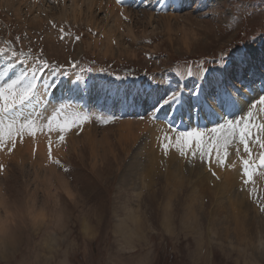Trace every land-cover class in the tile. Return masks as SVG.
I'll return each instance as SVG.
<instances>
[{"label": "rangeland", "instance_id": "obj_1", "mask_svg": "<svg viewBox=\"0 0 264 264\" xmlns=\"http://www.w3.org/2000/svg\"><path fill=\"white\" fill-rule=\"evenodd\" d=\"M8 1L0 0V47L19 37V48L24 51L30 48L34 55L43 49L49 61L67 64L69 58H73L80 62V68L93 67L92 61H95L96 70L83 75L92 84L90 93H85L87 107L97 113L111 110L119 114V109L112 108L113 103L122 101L126 91L135 92L151 76L171 81L174 86L177 77L173 69L186 71V58L210 59L231 44L242 47L244 42L250 43L246 38H250L253 32L259 35L264 22V0H243V5L237 0H216L220 8L230 10L231 15L217 14L218 9L214 7L201 12L194 5L176 11L171 7L165 9L162 6L164 0L161 3L149 0L148 4L130 0L129 3L134 4L130 7L135 17L127 22L121 19L124 32L113 30L118 41L113 46L105 32L112 21L107 20L104 7L90 14V23L85 18L77 20L79 16L71 14L70 22L65 24L64 19L69 13L61 14V5L57 7L54 0H43L46 13L39 7H33V13H29L26 6L31 5V0ZM15 6L19 7L21 16L16 15ZM204 13H212L215 19H202ZM36 14L40 19L35 18ZM49 19L57 23L56 29L47 24ZM61 25L66 32L64 40L59 39ZM128 26L132 27L134 35L127 30ZM89 28L100 35H92ZM210 28L213 31L210 32ZM76 35L81 36L80 41H75ZM101 68L104 71H99ZM117 76L122 79L117 80ZM61 94L58 89L57 95ZM63 95L68 96L66 91ZM67 99L71 102L79 100ZM125 121L132 122L131 133L138 134V129L143 132L136 142L125 140ZM90 126L80 136L71 135L67 149L55 153L73 169L70 176L56 165L45 166L46 160L40 163L38 157L16 155V158L13 155L7 158L9 156L4 153L0 154V162L8 169L7 176L0 178V188L6 189L2 195L8 202L7 208L0 207V224L7 226V234L0 233V264H99L118 260L117 240L133 232L142 237L135 246V255L145 264H221V261L223 264H264V256L258 255L254 249L239 245L232 237L224 239L210 227L207 218H210V210L218 196L214 185L219 183L221 187L222 183L215 181L206 166L199 162L198 166L197 163L195 166L186 163L184 172L190 189L195 183L200 185V175L209 173L200 192L201 198L196 203V207L200 204L202 207L199 211L196 208L195 219L183 215L181 208L184 204L181 200L188 192H185L184 178L168 214L164 215L163 203L169 193L158 191L160 184L157 181L139 199L125 196L122 201H117L109 193L102 208L97 210L95 203L83 194L79 181L104 175L110 176L114 185L131 149L139 144L140 151L145 153L150 148L147 143L151 142L155 148L157 140L150 141L149 134L145 137L144 124L131 116H125L114 126ZM158 132L157 128V135ZM40 139L42 142L43 138ZM157 150L158 157L149 171L161 162L160 159H168L173 164L185 162L177 154L163 157L158 147ZM231 158L236 160L234 154ZM195 167L205 170L200 174L189 170ZM232 170L238 173L237 167L218 170V175L223 178ZM255 179L257 188L264 189V177ZM143 183L142 180L141 189ZM244 194L241 195L246 199L243 206L250 204V212L261 224L264 218L257 215L255 206ZM36 206L46 209V219L38 224L27 215V209ZM58 217H62L59 222Z\"/></svg>", "mask_w": 264, "mask_h": 264}, {"label": "snow or ice", "instance_id": "obj_2", "mask_svg": "<svg viewBox=\"0 0 264 264\" xmlns=\"http://www.w3.org/2000/svg\"><path fill=\"white\" fill-rule=\"evenodd\" d=\"M161 2L157 0V3ZM237 2L243 5V0ZM54 3L57 7L64 4L65 12L69 13L64 19L65 24L70 22L71 14L77 9L83 12L97 7L95 0H79L78 3L73 0L71 4L67 0H54ZM103 3L101 0V6ZM115 3L122 6L125 0H115ZM142 3L148 4L149 0H142ZM194 5L197 11L214 7L218 9L217 14L231 15L230 10L221 9L216 0H168L163 7L182 11ZM119 16L126 22L130 20L123 10ZM210 17L215 19L212 13H204L201 18ZM47 24L57 28V23L51 19ZM119 31L124 32V29ZM89 32H92L91 28ZM59 33V39L64 40L63 25ZM92 35L100 34L92 32ZM19 39L8 40L0 47V153L11 157L30 141L31 156L35 159L39 140L43 138L45 166L56 165L70 176L73 169L55 153L67 149L71 135L80 136L93 124L114 126L125 116H131L148 128L159 129L155 139L163 157H170L175 152L187 164L202 163L215 181L221 183L222 177L217 170L238 167L239 190L246 193L257 215L264 218V189L257 188L255 179L264 177V22L259 35L253 32L246 38L250 43L244 42L242 47L231 44L210 59L186 58V71L173 69L177 77L174 86L171 81L151 76L135 92L126 91L124 99L112 105L113 109L120 110L119 114L111 110L97 113L82 103L63 102L67 98L83 100L85 93H90L92 84L83 73L95 71V61H92L93 67L87 68H80V62L73 58H69L67 64H59L49 61L43 49L35 55L30 48L22 50L17 46ZM74 39L80 41L81 36L76 35ZM111 44L116 46L117 39H111ZM116 79L122 78L117 76ZM58 89L62 93L59 96L56 94ZM65 91L67 97L63 95ZM233 154L236 160H232ZM159 168H166L163 160ZM7 174V166L0 162V178ZM152 175L153 172L147 170V155L137 144L126 157L114 185L111 177L104 175L91 180L82 178L79 182L83 194L100 210L109 193L117 201H122L125 196L142 197L150 186ZM142 180L144 187L141 189ZM4 191L6 189L0 188V207L7 208V197L2 195ZM239 207V203L234 205L237 212ZM45 213L46 209L40 206L27 209V215L36 224L46 219ZM60 220L62 217H58V222ZM0 233L7 234L5 224H0ZM141 238L137 232L121 237L116 249L119 259L99 264H145L135 255V246ZM259 251L264 254V238L260 241Z\"/></svg>", "mask_w": 264, "mask_h": 264}, {"label": "bare ground", "instance_id": "obj_3", "mask_svg": "<svg viewBox=\"0 0 264 264\" xmlns=\"http://www.w3.org/2000/svg\"><path fill=\"white\" fill-rule=\"evenodd\" d=\"M10 1L12 2V0H10ZM39 1H41V3ZM129 1L130 0H125V3L121 6V5H117L115 3V0H104L103 5L101 6V0H95V4L97 7L93 8L91 11L85 9L83 12H81L80 9H77L76 12L73 13L72 15L73 16H79L77 18V20L85 18L90 23L91 18H92L90 16V14H92L94 11H100V9H102V7H104L107 20L112 21L110 27L105 30L106 34L109 37V40H111V39L115 38L113 30L115 29V30L119 31V29L122 26H124V25H122L123 22L119 16V12L121 10H123L125 15L129 16L130 19H133L132 17L134 16L133 15L134 13H132V11H131L133 8L130 6L134 7V4H130L131 2L129 3ZM7 2H9V1L7 0ZM72 2H73V0H67V3H69V4H71ZM78 2H79V0H77V3ZM167 2H168V0H164L163 4L167 3ZM22 3L24 4L26 2L24 1ZM39 3H40V5H39ZM26 7L30 10L29 11L27 9L29 11V13H33L32 12L33 7H39L42 11H44L46 13L43 0H31V5H28ZM41 10H39V11H41ZM14 11L16 12V15L18 14V16L21 14L18 6L14 7ZM39 11L37 12V14L39 13ZM60 13L64 14V15L67 14V12H65V10H64V4H61ZM37 14L35 15V18L40 19ZM127 30L132 35H134V32H133L131 26H128ZM116 38H117V36H116ZM108 48H110L109 45H108ZM56 94H58V90H57ZM81 101L82 100H78L76 102H71L68 99H65L63 102L64 103H71V104H79V102H81ZM83 102L85 103V106H86L85 95L83 98ZM170 119H171V117H170ZM125 122H126L124 124L125 129H127V131H126L127 134L125 133V135H124V137L126 138L125 140L126 141L134 140L136 142L137 138L140 136V134L142 135L143 132L141 131V129H138V134L137 133L136 134L131 133L130 125L132 124V122L131 121H125ZM122 128H124V127H122ZM144 128H145L144 129L145 132H147L149 134L148 138H150L151 139L150 141H152L153 138H155L157 136V134H156L157 128H148L146 125H144ZM89 137L91 138L92 135L90 134ZM145 137H146V135H145ZM92 139H93V137H92ZM147 144H150V146H149L150 148L145 150V153L147 155V170H149L151 167V164L154 162L156 157H158V150H157V146L155 148H153L151 142L147 143ZM175 154L176 153L173 152L170 154V156L172 155L171 157H175L176 156ZM2 155H4V154H2ZM16 155H18V156L21 155V157H23L25 155L31 156V144L30 143L27 144L24 147V149L21 152H17L15 154V156ZM37 157L39 158L40 163L41 162L44 163V161L46 160V147H45V142H43V140H42V142L39 141ZM4 158H5V155H4ZM7 158H12V156L7 157ZM16 158H17V156H16ZM2 160H3V158H2ZM160 160H163V159H160ZM3 162H4V160H3ZM163 162H164L166 168H159L160 162L157 164V166L154 168L156 171L152 175L150 185L152 183L155 184V181H157L160 184V186L157 190L160 192L163 190L165 193H169V195L167 194V196H166L167 198L165 199V202L163 201L164 202L163 203L164 215L168 214V210L172 207L173 201L176 200L175 199L176 193H177L178 189L181 188L180 185L182 182V178H184L185 192L186 191H188V192H187L185 199L181 200L182 202L184 201V204L182 203L183 207H181V208L183 210V215H185L186 217H190L192 219H195L197 216L196 208L199 211L202 207V204H200L196 207V203L198 202V199L200 200V198H201L200 192H201V189L204 188L203 186H205V181H207L209 173L207 172L208 173L207 175H200V180L198 182V183H200V185L198 186L197 183H195L193 185L192 189H190L191 187L188 186L186 178L184 177L185 176L184 172L186 170V162H184L182 164H173L168 159L163 160ZM198 164L199 163H197L196 165L198 166ZM154 169L151 171L154 172ZM189 170L190 171H198V173L200 174L205 169L200 168V167H195L192 169L189 168ZM238 177H239V174L237 173V171L232 170V171L227 172L223 176V178H222L223 182H222L221 187H220L219 183L214 185L215 190H216V195L218 194V196H217L215 203L213 204L212 210H210V212H211L210 218H207V219L209 220L210 227L212 228V230H214L216 233H219V235L222 236L224 239H231L230 237H232L233 239H235L236 243H238L239 245L249 246L250 248H252V250L254 249V251H256L258 253V255L264 256V254H262L259 251L260 241L262 238H264V222H261V224H260L258 222L257 218L255 217V215H253L254 213L250 212V210H249L251 207L250 204L246 207L243 206V201H246V199L244 197H241V195H243L244 193L243 194L240 193L242 191L239 190V188H240L239 182L237 183ZM165 183H166V185H164ZM169 188H171L170 191H169ZM182 192H184V190ZM245 197H246V195H245ZM171 201H172V203L170 205ZM201 202H203V201H201ZM211 203H213V202L211 201ZM237 203H239V206H240L239 212H237L234 209V205H236ZM246 203H250V202L247 201ZM244 205H245V203H244ZM261 219H259V221ZM0 221H1V217H0ZM194 222H196V220H194ZM137 228H138V226H137ZM253 245H255V247Z\"/></svg>", "mask_w": 264, "mask_h": 264}]
</instances>
